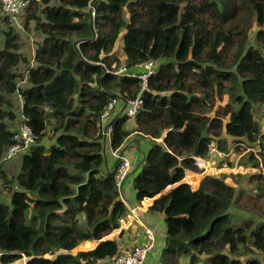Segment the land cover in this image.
Returning <instances> with one entry per match:
<instances>
[{"label":"trees","instance_id":"16d2710c","mask_svg":"<svg viewBox=\"0 0 264 264\" xmlns=\"http://www.w3.org/2000/svg\"><path fill=\"white\" fill-rule=\"evenodd\" d=\"M22 12L23 28L40 38L31 60L10 15L0 14V191L11 192L0 199V263L23 253L26 264H112L126 248L118 238L131 230L104 238L128 208L114 181L119 161L106 166L101 115L114 99L139 95L135 126L116 116L109 146L119 149L132 131L150 138L133 189L136 204L160 194L148 207L165 222L158 264L184 256L185 264H242L225 252L251 247L263 259L248 255L244 264H264V175L239 189L227 173L204 175L197 189L181 182L186 169L201 171L193 156L209 158V144L227 152L230 141L256 142L249 159L264 168V0H28ZM121 33L123 59L113 55ZM149 59L158 65L143 87L130 72ZM224 95L231 101L217 104ZM18 119L35 141L9 178L2 158ZM246 210L259 219L235 222ZM84 240L99 242L68 253ZM52 248L65 252L45 257Z\"/></svg>","mask_w":264,"mask_h":264},{"label":"rangeland","instance_id":"374dc122","mask_svg":"<svg viewBox=\"0 0 264 264\" xmlns=\"http://www.w3.org/2000/svg\"><path fill=\"white\" fill-rule=\"evenodd\" d=\"M22 13L23 12L21 11V13L18 14L19 16L17 15V16H15L13 18L11 17L12 18L11 20L13 22L12 26L17 31V33L19 32L18 33L19 41H20V49H19V51L22 52L25 56L29 57V59H30L33 56V53H34V50H35V47H36V44H37L36 42L38 40H40V38H39V35L36 32H30V31H27V30H25L23 28V26H22V16H20V15H22ZM123 13H125L126 16H128L125 9H124ZM0 14H1V16L3 15L2 10H0ZM4 25L5 24H3V22L0 23V48L3 45L4 35H3V32H2V27ZM20 35H21V37H20ZM121 35H122V33L120 34V37L116 41L115 48L113 50V55L114 56H118L119 58H123L122 57V55H123V51H122L123 39L121 38ZM19 67H20L21 70H24V68H23L24 66L23 65H21ZM139 68H140V71H141L142 68L141 67H139ZM23 83H24V81L19 82V84H23ZM17 98L19 99V102H21V96L18 95ZM227 100L231 101L230 99H228L227 95H224L223 99L221 101H218L217 104H219V103L224 104L225 102H227ZM237 104H238L237 102L233 103L234 108L237 106ZM255 110H256V112L259 111V110L261 111L262 110V106L256 105L255 106ZM206 114H208L210 116H213L214 112L213 111H210V112L207 111ZM20 123H21L20 119H18L14 123L11 122V124H13L14 128H16V129L19 126ZM163 133H164V131H163ZM228 138L229 137H226L227 140H228ZM159 140H161V138H159ZM238 143L230 141L229 142L228 151L227 152H222L221 151L223 153L222 156H217L215 154H209V157L211 158L210 160H207L209 164H206L203 168H200L201 171H194V170H191V169H186V170H191L193 172L202 173V175L200 177V180H201L204 175L211 174V173H208L209 171L216 172L218 167L222 166V164L225 163L226 168L227 167L230 168V169H224L225 171H228V174H229L226 178L229 179V181H231V182H235V181L239 180L240 183H243L247 179V177L249 175H251V174H249L250 171H248V169L257 168V167L252 166L253 160L249 159V153H254V155L257 156L255 153L259 150V146H258V144L256 142H250V141H247L246 139H243L240 144H238ZM44 144H46V141H45ZM23 153H25V152H20L16 156H14L12 159L4 162L3 166H5V168L7 169L5 171L7 172V175H8L9 178L12 177V175L16 174L19 171V169H20V161H21V157H22ZM205 159H208V158H205ZM230 162H231V164H230ZM207 169H208V172H205ZM186 170H185V172H186ZM193 172H190V173H193ZM193 174H196V173H193ZM129 176H131V174ZM184 177H186L185 173H184ZM184 177H183L181 182H185L184 181V179H185ZM199 183H200V181H199ZM172 185H174V184H172ZM253 185H254V183H253ZM15 186L16 185H14V187ZM169 186H170V188L172 187L171 185H169ZM191 186L192 185H190V187ZM254 187H255V185H254ZM170 188H168V189H170ZM248 188H251V187H248ZM7 190L2 189L0 199L6 200L7 198L10 197L11 192L9 190L8 191ZM254 191H255V189H254ZM254 191L252 190V192H254ZM154 198L155 197H153L151 202L150 201L149 202L152 203ZM132 199H133L132 201L135 202L136 198L132 197ZM237 214H238V212H235V215H234L233 218H234L235 222H238V223L241 222V219L243 217H249V216L253 217L255 215L254 212H251V211H248V210H246L244 213H242L241 217H239V215H237ZM254 219H259V217L254 216ZM125 221H126V217L123 218V222L124 223L123 224L120 223V226H123L122 229H125V230L129 231V229L131 228L132 224H130L129 221H127V222H125ZM118 228H116L115 230L110 232L104 238H106V239H116V235H117V233H119ZM125 233H127V232H125ZM125 233H123V235L118 238L120 248H122V247L124 248V246H128L129 245L128 242H130V241H127V240H130V239H129L128 234H125ZM85 242H88V244H91L94 247L99 242V240H90V241L89 240H84V241L80 242L76 248L70 250L68 253L71 254V255L77 256V252L79 250H87V249H89L90 246L89 247H85V245H84ZM94 242H96V243L94 244ZM92 246H91V248H92ZM159 247L160 246H157V244L154 243L153 249L156 250V251L153 250L147 256V258H146V260H145V262L143 264H158V260L157 259L159 257V250H158ZM58 250L59 249H55V248L53 249L52 248L50 250V252L46 253L44 256L53 258L57 254L61 253V251L60 250L58 251ZM225 253L228 256H233V258H235V259L239 258L242 261V264L245 263V260H246L248 255L255 256V257L257 256L260 260L263 259V256L256 249H254L253 247H251V249L248 251V253H243V254H240V255H238V254H234L233 255V254L228 253V252H225ZM187 261H188V257L184 256L183 258H181V262H183L184 264Z\"/></svg>","mask_w":264,"mask_h":264},{"label":"built area","instance_id":"2783aa9c","mask_svg":"<svg viewBox=\"0 0 264 264\" xmlns=\"http://www.w3.org/2000/svg\"><path fill=\"white\" fill-rule=\"evenodd\" d=\"M28 0H0V6L2 9V12L5 14L10 15V17H15L18 14L21 13L23 8L25 7ZM88 9L90 12V16L93 17L95 15L94 6L90 3L88 4ZM264 48V45H263ZM158 65L157 60L149 59L143 63L138 64V67L142 68L141 72H130L131 75L137 76L142 79L143 81V87L146 86V79L147 77L153 73ZM127 69L125 67H121L118 69L117 72H125ZM115 100V99H114ZM113 101H111L106 110L102 113L101 117L104 118L109 111L113 107ZM142 104V98L138 95L134 99L127 100L125 103V109L124 112L126 116L128 117H134L140 108ZM259 128L261 132H264V115L259 120ZM104 137L106 139H110V127L107 126L103 131ZM13 143L10 145L2 158L3 161H8L12 159L14 156H16L20 152L27 151L32 143H34V135L32 132L31 127L25 123L22 122L17 127L16 131L13 134ZM239 142L238 144H240ZM116 150V149H115ZM115 155L116 151H113ZM208 153L209 154H215L217 156H222V152L218 150L213 144L208 145ZM119 164L115 170L114 173V181L116 186L118 187L119 191L121 189V185L125 179V177L128 175V173L131 170V162L125 158L124 156H119ZM193 159L195 160L196 165L199 168H203L207 164V160L205 158H202L200 156H193ZM220 167H226L225 163L222 164ZM216 170V172L213 173H219L224 172V170L219 169ZM228 168V167H227ZM230 169V168H228ZM250 171L249 174H261L264 175V168L260 164L257 168H251L248 169ZM1 196V191H0ZM120 200L127 206L128 213L126 214V221H129L130 224H133V221H136L139 223L143 228V236L142 240L133 246L126 247L119 255H117L112 264H143L148 256V254L153 250L154 243H156V232L155 229L146 224L142 219V215L144 212L147 211L149 207V203L145 205V203L141 200V202L129 205L126 200L123 198H120ZM2 252L0 251V255ZM30 259V257L26 256L25 254L21 253V257L17 260H15L16 264H26L27 260ZM11 263V262H10ZM3 264V263H0ZM9 264V263H8ZM194 264H204L203 261L198 260L194 262Z\"/></svg>","mask_w":264,"mask_h":264},{"label":"crops","instance_id":"0c3cea01","mask_svg":"<svg viewBox=\"0 0 264 264\" xmlns=\"http://www.w3.org/2000/svg\"><path fill=\"white\" fill-rule=\"evenodd\" d=\"M122 57H124V54L122 55ZM121 59H123V58H121ZM136 67L139 68L138 66H136ZM137 68H136V70H133V71H135V72H141L142 71V70L139 71L140 68H139V70ZM127 71H129V70L127 69ZM125 103H126V100H124L122 98H118V99L114 100L112 109L109 111V113L102 120L103 126H105V128L107 126H109L111 121L116 116H118L120 114H122V115L125 114V112H124ZM134 126H135V120L133 119V117H131L130 119L127 120L126 127H132L133 128ZM165 131H164V133H165ZM109 141H110V139H106V137H105L104 146H105V154H106L105 155L106 156V166L108 168L113 166V164H114V162H116V160L119 161V159H120L119 156H124L125 158H127L131 162V170L128 173V175L125 177V179L121 185L120 198H123L124 200H126V202L129 205L132 206V205L136 204V202H137L136 200H135V202L132 201L133 200L132 197H135V192L133 189L134 172H135V170L137 171L140 168L139 165H140V163L144 157V154H146V151L149 148L150 138H148L147 136L141 135L140 132H138V131H132L127 135L122 146L116 150H111V148L109 146ZM113 151H116L117 155H115L113 153ZM210 159L211 158L209 157L208 159H205V160H210ZM207 164H209L208 161H207ZM219 169L224 170V169H228V168L220 167ZM189 171L193 172L191 170H186V172H185L186 177H184L185 178L184 181L189 183L190 185H192L191 186L192 189H196L199 185V181H200V177H201L202 173L197 174L198 172H193V173H196V174H193V173H190ZM205 172H208V169ZM208 173L213 174L212 171H209ZM219 173H227L228 174V171L224 170V172L222 171ZM130 174H131V176H129ZM226 181L229 183H232L227 178H226ZM234 185H235L236 189H239L245 185V182L240 183V184H237L234 182ZM151 200H152V198H144L142 201L145 203V205H147L149 203V201L151 202ZM139 202H141V201H139ZM149 204H151V203H149ZM143 216L146 219V221H145L146 224L152 226L155 229V232H156V243L155 244H157V246H160L162 243L163 237L165 235V222H164L163 214L159 213V212H151L147 209V211L143 213ZM120 223H122V224L124 223L123 218L120 219L119 226H120ZM136 223H137L136 221H133V224L131 225V228L129 229V230H131V236L129 238L130 240H128V241H130V242H128L129 245L126 247L136 245L142 239L141 236L144 233L143 229L140 226H138V224H136ZM122 228H123V226H120L118 228V230L120 231ZM95 243L96 242H94V244ZM61 252L63 253L65 251H61ZM13 263L16 264L15 261H13L9 264H13Z\"/></svg>","mask_w":264,"mask_h":264},{"label":"water","instance_id":"95a60500","mask_svg":"<svg viewBox=\"0 0 264 264\" xmlns=\"http://www.w3.org/2000/svg\"><path fill=\"white\" fill-rule=\"evenodd\" d=\"M178 183H176V184H174V185H171L172 187L173 186H176ZM168 188H170V186L169 187H167L166 189L168 190ZM166 189H165V191H166ZM165 191H163V193L165 192ZM160 194H158L157 196H159ZM157 196H155V197H157Z\"/></svg>","mask_w":264,"mask_h":264}]
</instances>
